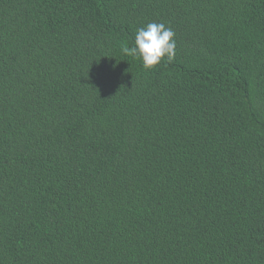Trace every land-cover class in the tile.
Masks as SVG:
<instances>
[{"label":"trees","instance_id":"1","mask_svg":"<svg viewBox=\"0 0 264 264\" xmlns=\"http://www.w3.org/2000/svg\"><path fill=\"white\" fill-rule=\"evenodd\" d=\"M0 264H264V0H0Z\"/></svg>","mask_w":264,"mask_h":264},{"label":"clouds","instance_id":"2","mask_svg":"<svg viewBox=\"0 0 264 264\" xmlns=\"http://www.w3.org/2000/svg\"><path fill=\"white\" fill-rule=\"evenodd\" d=\"M175 33L163 23H149L137 29L135 45L123 49L126 55L139 57L146 68H152L167 57L171 61L175 56Z\"/></svg>","mask_w":264,"mask_h":264}]
</instances>
